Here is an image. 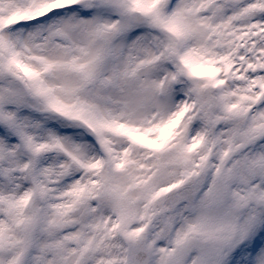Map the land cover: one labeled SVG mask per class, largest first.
<instances>
[{"label": "snow or ice", "instance_id": "1", "mask_svg": "<svg viewBox=\"0 0 264 264\" xmlns=\"http://www.w3.org/2000/svg\"><path fill=\"white\" fill-rule=\"evenodd\" d=\"M0 264H264V0H0Z\"/></svg>", "mask_w": 264, "mask_h": 264}]
</instances>
